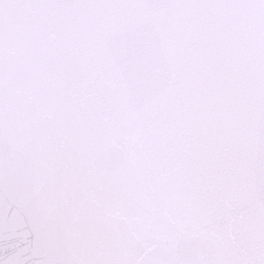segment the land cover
I'll list each match as a JSON object with an SVG mask.
<instances>
[{
	"label": "water",
	"instance_id": "95a60500",
	"mask_svg": "<svg viewBox=\"0 0 264 264\" xmlns=\"http://www.w3.org/2000/svg\"><path fill=\"white\" fill-rule=\"evenodd\" d=\"M0 264H264V0H0Z\"/></svg>",
	"mask_w": 264,
	"mask_h": 264
}]
</instances>
